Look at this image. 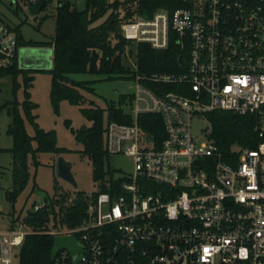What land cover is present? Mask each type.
Returning a JSON list of instances; mask_svg holds the SVG:
<instances>
[{
    "label": "built area",
    "instance_id": "built-area-1",
    "mask_svg": "<svg viewBox=\"0 0 264 264\" xmlns=\"http://www.w3.org/2000/svg\"><path fill=\"white\" fill-rule=\"evenodd\" d=\"M120 27L136 44L174 43L187 64L143 74L134 62L131 122L109 120L105 131L108 154L128 155L132 171L114 177L120 187L89 194L72 226L0 231V264H13L14 249L33 231L72 236L80 249L74 260L61 247L51 264H264V0H165ZM18 49L0 21V68ZM215 110L253 116L256 146L223 154L210 121L194 134L193 118ZM140 114L161 116L163 138L156 126L140 125Z\"/></svg>",
    "mask_w": 264,
    "mask_h": 264
},
{
    "label": "trees",
    "instance_id": "trees-1",
    "mask_svg": "<svg viewBox=\"0 0 264 264\" xmlns=\"http://www.w3.org/2000/svg\"><path fill=\"white\" fill-rule=\"evenodd\" d=\"M82 9L76 7L70 0H57L54 18L55 32L49 42L26 41L22 38L19 26L10 27L15 32L18 47L44 46L51 44L53 47L51 71L50 97L56 109L62 100H68L80 106V111L85 118L91 121L90 125H81L74 130L75 138L82 144L81 153L91 160L93 178L97 182V190L91 193L95 196L98 191H109L110 184L121 186L122 178L114 179V169L109 165V154L105 148V131L103 117L106 113L107 121L131 122V115L121 103H131L133 94L121 95L118 102H107L103 108L93 102L88 106L80 89L90 90L87 86L91 81L76 80L71 75L74 73H99L107 78L131 77L136 70H131L124 64V47L126 44L133 46L137 71L143 74L152 72H173L183 69L179 62L187 64V51L181 50L171 43L166 49L152 48L146 42L133 43L121 34V23L132 19L135 14L150 15L154 10L162 7L165 0H84ZM17 2V0H16ZM31 2L25 0V4ZM48 0L44 1L41 9L47 7ZM17 8L20 9L19 5ZM100 22L99 19L103 18ZM17 64L0 68V76L6 73L16 74L24 70ZM27 69V68H26ZM33 76H26L25 85H29ZM26 115L33 121L32 109L37 104L29 99L23 101ZM218 149L225 155L230 154L234 145L255 147L260 140L255 130V119L251 115H237L230 111L215 110L207 113ZM140 125L149 131H154V126L160 131V139L164 136L163 122L158 114H140ZM70 125V121H66ZM34 135H30L23 118L14 105L9 134L13 137V147L9 150L13 158V186L6 191V197L13 200L28 184L30 177L28 157L31 155L35 164H38V154L52 152L60 155L70 149L58 146L53 129L45 130L33 122ZM36 141L34 147L33 141ZM109 183V184H108ZM35 184L32 185L31 190ZM55 192L46 197V206L36 211L28 210L22 223L31 230L47 228L49 225L63 227L72 226L85 214L89 194L76 191L71 197L69 191L61 189L57 182L54 183ZM35 205V204H34ZM19 221V216L13 222ZM15 225V224H14ZM18 225V224H16ZM15 225V226H16ZM13 226V227H15ZM53 235L47 232H31L19 249L20 264H51L50 250Z\"/></svg>",
    "mask_w": 264,
    "mask_h": 264
},
{
    "label": "rangeland",
    "instance_id": "rangeland-1",
    "mask_svg": "<svg viewBox=\"0 0 264 264\" xmlns=\"http://www.w3.org/2000/svg\"><path fill=\"white\" fill-rule=\"evenodd\" d=\"M29 1V0H28ZM77 8L85 6L84 0H70ZM57 0H48L47 7L40 9L34 15L27 10L25 0H0V21L9 30L14 26H19L21 36L26 41L49 42L55 32L54 11ZM19 5L20 9L17 8ZM100 18L98 22L103 20ZM13 31V30H12ZM14 32V31H13ZM18 45V44H17ZM133 46L126 44L124 47V64L131 70L134 68ZM14 64V63H13ZM12 64V65H13ZM11 66V65H10ZM9 67V66H8ZM26 76H33L29 85H25ZM76 80L91 81L87 84L93 88L94 92L81 88L84 95L83 106H88L93 102L103 108L107 107V102H115L119 105L121 95L130 94L134 91L135 82L131 77L107 78L99 73H74L71 75ZM52 73L48 69L29 68L18 71L15 75L6 73L0 76V231L7 230L22 223L21 219L34 204L44 202L46 197L54 194V183L57 182L61 189L69 191L74 197L76 191L91 194L97 190V182L93 178L92 164L89 157L81 153L82 144L78 142L74 135V130L81 125H90L91 121L83 116L78 104H73L68 100H62L55 109L51 102L50 86ZM29 99L37 104L32 109L35 115L33 121L26 115L23 101ZM23 118L24 126L30 135H34L36 122L38 126L45 130L53 129L56 135L58 146L70 149L68 152L60 154L71 163V171L76 182V186L57 174V158L52 152H41L38 154V164H35L31 155L28 157V167L30 177L26 187L13 199L6 197V191L13 186V158L9 150L13 147V137L8 132V127L12 121L13 108ZM121 107L127 108V103H121ZM70 121V125L66 121ZM107 115L104 114L103 125L106 127ZM210 126L209 119L193 118L192 132L202 134ZM34 147L36 141H33ZM109 165L114 169V177L130 173L133 169L132 159L123 153L111 154ZM35 184L31 190L32 185ZM19 216V221L13 222ZM15 224V225H14ZM23 224V223H22ZM29 231V227L23 226ZM19 249H14L13 264L19 262Z\"/></svg>",
    "mask_w": 264,
    "mask_h": 264
},
{
    "label": "water",
    "instance_id": "water-1",
    "mask_svg": "<svg viewBox=\"0 0 264 264\" xmlns=\"http://www.w3.org/2000/svg\"><path fill=\"white\" fill-rule=\"evenodd\" d=\"M45 0H35L27 5V10L31 14L37 13L43 6ZM53 50L51 48L41 47H24L19 51V65L21 68L48 69L52 65ZM71 163L59 155L57 158V174L59 177L67 180L76 186L73 173L71 171ZM61 247H67L71 250L73 259H76L80 249L75 245L73 237L67 235H56L50 250V259L52 260L56 252Z\"/></svg>",
    "mask_w": 264,
    "mask_h": 264
},
{
    "label": "crops",
    "instance_id": "crops-1",
    "mask_svg": "<svg viewBox=\"0 0 264 264\" xmlns=\"http://www.w3.org/2000/svg\"><path fill=\"white\" fill-rule=\"evenodd\" d=\"M24 47H41V48H51L52 50H53V47H52V45L51 44H47V45H44V46H20L19 47V49H18V55H17V64H18V66L20 67V65H19V51H20V49L21 48H24ZM50 58L52 59L53 58V56L51 55L50 56ZM26 69V68H25ZM27 69H29V68H27ZM39 69V68H38Z\"/></svg>",
    "mask_w": 264,
    "mask_h": 264
}]
</instances>
